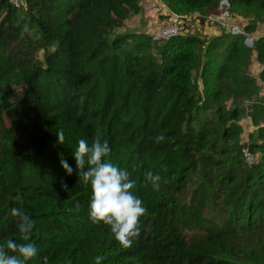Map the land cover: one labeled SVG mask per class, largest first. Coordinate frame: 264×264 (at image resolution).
<instances>
[{
  "label": "trees",
  "instance_id": "1",
  "mask_svg": "<svg viewBox=\"0 0 264 264\" xmlns=\"http://www.w3.org/2000/svg\"><path fill=\"white\" fill-rule=\"evenodd\" d=\"M19 1L0 0V245L22 242L18 208L35 222L28 264H264V0H161L159 25L183 28L158 41L124 29L143 0ZM98 134L147 209L127 249L91 223L76 169Z\"/></svg>",
  "mask_w": 264,
  "mask_h": 264
},
{
  "label": "clouds",
  "instance_id": "2",
  "mask_svg": "<svg viewBox=\"0 0 264 264\" xmlns=\"http://www.w3.org/2000/svg\"><path fill=\"white\" fill-rule=\"evenodd\" d=\"M164 140L163 133L154 137L156 144ZM57 142H64L62 130L57 132ZM110 151L108 142H101L98 134L90 146L85 139H80L73 155L78 176L91 188L88 206L91 223L109 226L115 241L120 247L127 249L140 237V218L147 214V209L133 193L136 181L130 179L129 172L105 160ZM60 163L66 173L71 175L73 168L67 161L61 159ZM161 179L159 174L151 171L145 176L146 182L156 191L160 188ZM11 216L16 218L22 242L7 240L0 245V264H28L38 254L36 244L31 242L35 222L18 208L11 210ZM8 252L14 255H9ZM104 259L103 256H95V264H101Z\"/></svg>",
  "mask_w": 264,
  "mask_h": 264
},
{
  "label": "rangeland",
  "instance_id": "3",
  "mask_svg": "<svg viewBox=\"0 0 264 264\" xmlns=\"http://www.w3.org/2000/svg\"><path fill=\"white\" fill-rule=\"evenodd\" d=\"M220 5H221L220 9L223 10L225 9V6H227V3L224 5L223 4H220ZM143 8L144 9L141 15L142 17H135V18L130 19L128 22H126V24L124 25V29H126V31L133 32V31L138 30V31L151 34V33H154L156 29L161 27L159 25L160 15L164 14V12L167 10V8L161 2V0H143ZM223 14L225 15V13ZM165 20L166 18L164 19V21ZM206 29L209 30V32H207L208 34L211 33L213 35L214 32L212 30H218L219 27L215 28L212 25H208L206 26ZM235 32H237V30H235ZM260 68L261 67L252 59L251 63L249 64L245 72L247 75L258 79ZM261 86L262 87L259 91V94H257L256 97L264 96V83L261 84ZM254 98L252 100H254ZM250 104L251 102H248V101L244 103L245 109L247 111H248V107ZM240 124L242 128L244 129L243 138L247 139V135L254 130L253 126L249 122V117L247 115L246 116L244 115L241 118Z\"/></svg>",
  "mask_w": 264,
  "mask_h": 264
},
{
  "label": "built area",
  "instance_id": "4",
  "mask_svg": "<svg viewBox=\"0 0 264 264\" xmlns=\"http://www.w3.org/2000/svg\"><path fill=\"white\" fill-rule=\"evenodd\" d=\"M12 3L15 7H18L19 6V3L20 1L19 0H12ZM221 4H226V1H223ZM225 13L226 15V12H223ZM222 13V15H224ZM182 17L181 16H178V15H175V14H172L170 16V18L168 19V23L159 27L158 29L155 30V32L153 33V40L154 41H158V40H161V39H167V38H170V37H173V36H176L178 35L182 28H183V24H182ZM235 28H233V32L234 33H237L235 32ZM245 43L247 45H252V40L251 38H247ZM244 155L246 157V161L248 162V164H251L252 161H253V157L247 152V151H244Z\"/></svg>",
  "mask_w": 264,
  "mask_h": 264
}]
</instances>
